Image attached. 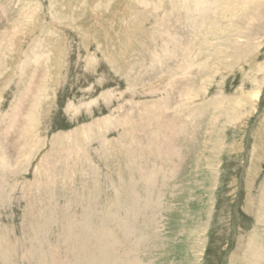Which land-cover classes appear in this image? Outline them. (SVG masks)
<instances>
[{
  "label": "rangeland",
  "instance_id": "1",
  "mask_svg": "<svg viewBox=\"0 0 264 264\" xmlns=\"http://www.w3.org/2000/svg\"><path fill=\"white\" fill-rule=\"evenodd\" d=\"M22 243L264 264V0H0V264Z\"/></svg>",
  "mask_w": 264,
  "mask_h": 264
},
{
  "label": "bare ground",
  "instance_id": "2",
  "mask_svg": "<svg viewBox=\"0 0 264 264\" xmlns=\"http://www.w3.org/2000/svg\"><path fill=\"white\" fill-rule=\"evenodd\" d=\"M107 215V214H105ZM103 217V216H102ZM103 221V220H102ZM104 222V221H103ZM105 223V222H104ZM85 233V232H84ZM94 239V236L90 233H85L84 239L82 241V245L85 244L87 241H90ZM24 244H20L19 245V252H21V256L25 255V258H29L30 256H32L37 262L36 264H67V260L65 257L60 256L57 252L53 251L52 255L50 258L46 257V252L45 254H42V252L40 251H33V252H28L25 253L24 250L21 251V247ZM5 263H7V260L4 258L3 259Z\"/></svg>",
  "mask_w": 264,
  "mask_h": 264
}]
</instances>
